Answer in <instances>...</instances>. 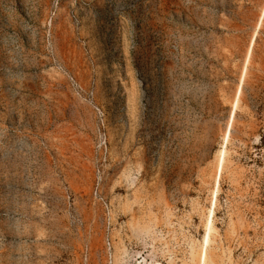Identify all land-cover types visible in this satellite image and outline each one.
<instances>
[{
  "label": "rangeland",
  "instance_id": "rangeland-1",
  "mask_svg": "<svg viewBox=\"0 0 264 264\" xmlns=\"http://www.w3.org/2000/svg\"><path fill=\"white\" fill-rule=\"evenodd\" d=\"M263 135L264 0H0V264H264Z\"/></svg>",
  "mask_w": 264,
  "mask_h": 264
},
{
  "label": "trees",
  "instance_id": "trees-1",
  "mask_svg": "<svg viewBox=\"0 0 264 264\" xmlns=\"http://www.w3.org/2000/svg\"><path fill=\"white\" fill-rule=\"evenodd\" d=\"M264 145V135L261 137L258 148L262 147Z\"/></svg>",
  "mask_w": 264,
  "mask_h": 264
},
{
  "label": "bare ground",
  "instance_id": "bare-ground-1",
  "mask_svg": "<svg viewBox=\"0 0 264 264\" xmlns=\"http://www.w3.org/2000/svg\"><path fill=\"white\" fill-rule=\"evenodd\" d=\"M239 95H240V93H238V98H239ZM224 160V159H223ZM208 242V241H207ZM204 261H205V259H204ZM204 263V262H203Z\"/></svg>",
  "mask_w": 264,
  "mask_h": 264
}]
</instances>
